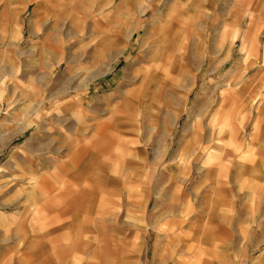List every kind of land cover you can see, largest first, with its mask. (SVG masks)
I'll use <instances>...</instances> for the list:
<instances>
[{
  "label": "rangeland",
  "instance_id": "1",
  "mask_svg": "<svg viewBox=\"0 0 264 264\" xmlns=\"http://www.w3.org/2000/svg\"><path fill=\"white\" fill-rule=\"evenodd\" d=\"M168 1L0 0V264H264V0Z\"/></svg>",
  "mask_w": 264,
  "mask_h": 264
},
{
  "label": "crops",
  "instance_id": "2",
  "mask_svg": "<svg viewBox=\"0 0 264 264\" xmlns=\"http://www.w3.org/2000/svg\"><path fill=\"white\" fill-rule=\"evenodd\" d=\"M81 3H83V2H87V1H89V0H79ZM92 1H94V0H92ZM101 2V6L99 7V8H101V7H103V6H105V2H106V0H100ZM108 1V0H107ZM187 0H170V1H168L167 2V6L168 7H170V9L172 10L173 8H175L178 4L179 5H183V4H185V2H186ZM251 2H252V0H251ZM99 8H98V10H99ZM264 8V7H263ZM146 9H147V7H146ZM146 9L145 10H143L141 13H139V15L138 16H140V15H142L145 11H146ZM170 14V16H168V21H167V24L165 25V27H164V31H163V35L161 34V36L160 37H162V36H164L165 38L164 39H168V34H169V30L171 29V27H172V24H173V21H172V14H171V12L169 13ZM235 13H234V11H231L230 12V14H229V17L231 18V17H234L235 15H234ZM240 16V15H239ZM253 16L254 17H256V18H258L255 14L254 15H252L251 14V18H253ZM143 21V20H142ZM15 35L17 36V37H19L20 36V27L19 26H15ZM229 30H230V32H231V35H232V41L234 40V38L237 36V28L236 27H230L229 28ZM160 39H162V38H160ZM161 47H162V49L164 48V43H161V46L159 45V49H161ZM249 67H247V63H244V64H242L241 65V69L242 70H246V69H248ZM29 124L28 123H24L23 124V126L24 127H26V126H28ZM73 205V203H71L68 207H71ZM67 208V207H66ZM79 208V207H78ZM77 209V208H76ZM70 210H72V212H74L73 211V208H71ZM71 212V211H70ZM71 212V213H72Z\"/></svg>",
  "mask_w": 264,
  "mask_h": 264
}]
</instances>
